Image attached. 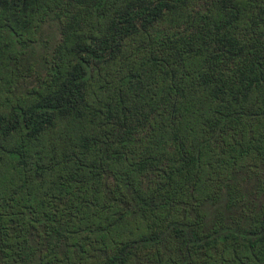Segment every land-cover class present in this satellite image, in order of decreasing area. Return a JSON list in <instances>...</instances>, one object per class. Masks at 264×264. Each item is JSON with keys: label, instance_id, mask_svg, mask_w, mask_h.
<instances>
[{"label": "trees", "instance_id": "16d2710c", "mask_svg": "<svg viewBox=\"0 0 264 264\" xmlns=\"http://www.w3.org/2000/svg\"><path fill=\"white\" fill-rule=\"evenodd\" d=\"M0 264H264V0H0Z\"/></svg>", "mask_w": 264, "mask_h": 264}, {"label": "rangeland", "instance_id": "374dc122", "mask_svg": "<svg viewBox=\"0 0 264 264\" xmlns=\"http://www.w3.org/2000/svg\"><path fill=\"white\" fill-rule=\"evenodd\" d=\"M43 31L50 34L51 38L53 39L56 35V25L53 21H49L45 26L43 27Z\"/></svg>", "mask_w": 264, "mask_h": 264}]
</instances>
